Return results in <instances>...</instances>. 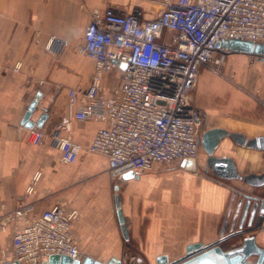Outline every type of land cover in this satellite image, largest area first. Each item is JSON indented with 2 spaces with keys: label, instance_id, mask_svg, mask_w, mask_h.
Wrapping results in <instances>:
<instances>
[{
  "label": "crops",
  "instance_id": "0c3cea01",
  "mask_svg": "<svg viewBox=\"0 0 264 264\" xmlns=\"http://www.w3.org/2000/svg\"><path fill=\"white\" fill-rule=\"evenodd\" d=\"M108 7L123 13L140 9L148 20L161 12L162 0H0V216L19 204L31 206L33 214L64 205L79 212L73 236L82 260L90 257L107 264L113 258L124 260L131 249L146 264H157L161 256L176 261L192 244L219 240L228 215L231 227L239 214L238 228L248 196L264 198V188L238 180L224 182L201 163L194 172L181 162L156 163L140 175L128 171L112 178L110 162L103 155L83 151L75 163L62 162L50 135L71 118L68 90L83 96L90 87L95 62L80 55L77 47L85 38L93 11L104 12ZM51 38L56 46L63 43L59 52L47 50ZM165 40L170 42V36ZM236 55L246 54L229 53L226 70L238 81L203 68L192 92L193 103L204 111L208 129L264 135V121L251 122L244 115L264 105L251 96L264 94V60L255 56L259 65L248 64ZM119 84L118 70L103 75L106 92ZM39 92L42 97L31 120H39L45 112L48 117L38 127L45 141L36 145L22 121ZM71 121L70 136L83 147L104 125L96 120ZM215 154L231 156L244 174L264 172V152L237 146L229 139L221 142ZM29 187L33 190L27 195ZM117 195L128 240L118 218ZM16 227L19 224L0 229V264H9L14 256ZM237 240L242 244V238ZM40 264H48V259Z\"/></svg>",
  "mask_w": 264,
  "mask_h": 264
},
{
  "label": "built area",
  "instance_id": "2783aa9c",
  "mask_svg": "<svg viewBox=\"0 0 264 264\" xmlns=\"http://www.w3.org/2000/svg\"><path fill=\"white\" fill-rule=\"evenodd\" d=\"M231 39L264 44V0H162L161 12L148 20L140 9L94 10L77 47L80 55L95 62L90 87L83 96L68 90L73 113L50 135L62 162L75 163L83 151L103 155L110 162V176L117 178L128 171L140 175L156 163L197 160L206 126L205 113L193 103L192 92L203 68L222 75L229 51L218 44ZM55 43L51 38L47 50L63 48V43ZM115 70L120 72V84L106 92L103 75ZM71 120L104 125L83 147L70 136ZM45 138L40 128L30 129L31 143L42 144ZM32 190L29 187L27 195ZM78 216L77 210L60 204L41 214H33L28 204L4 213L1 230L19 224L8 263L40 264L51 255L81 259L73 236ZM254 235L264 246V221ZM124 261L146 264L131 252L125 253Z\"/></svg>",
  "mask_w": 264,
  "mask_h": 264
},
{
  "label": "water",
  "instance_id": "95a60500",
  "mask_svg": "<svg viewBox=\"0 0 264 264\" xmlns=\"http://www.w3.org/2000/svg\"><path fill=\"white\" fill-rule=\"evenodd\" d=\"M218 46L228 50L229 53L252 55L259 57L260 60H264V44L231 39L220 42ZM41 97L42 93L39 92L35 100L30 104L22 121V124L29 129L42 127L48 117L45 112L39 120H31ZM225 139L231 140L237 146L264 152V135L250 138L242 132L230 131L229 129L219 127L210 128L204 132L202 137V147L207 154L205 163L206 171L212 172L217 178L222 180H238L252 188H264V172L244 174L239 171L235 160L231 156H216V150ZM181 166L194 172L198 168V162L197 160L183 161L181 162ZM241 206L242 204L240 203L239 209H241ZM116 208L123 235L128 240L129 234L122 209L121 197L119 195L116 196ZM249 213L250 216L248 215ZM238 215L235 216L231 227H229L228 215L221 231V238L216 242L209 245H204L203 243L192 244L187 248V253L184 257L169 262L167 256H161L157 264H264V246H260L257 243L256 236L253 234L260 230L264 221V198L248 196V202L245 205L241 222L237 228ZM239 238L243 239L242 244L228 246L232 241ZM15 264L19 263L15 262ZM48 264L103 263L90 257L84 260H73L65 255H51L48 258ZM107 264L124 263L121 259L113 258Z\"/></svg>",
  "mask_w": 264,
  "mask_h": 264
},
{
  "label": "rangeland",
  "instance_id": "374dc122",
  "mask_svg": "<svg viewBox=\"0 0 264 264\" xmlns=\"http://www.w3.org/2000/svg\"><path fill=\"white\" fill-rule=\"evenodd\" d=\"M259 58V57H258ZM229 59V58H228ZM236 59L237 60H239L240 62H245V63H248V64H255V65H259L258 63V61L259 60H257V57H255V56H250V55H236ZM261 63H263L264 64V62H261ZM226 66H228V62L226 63ZM226 66L224 67V69H223V71H222V76L225 78V79H227V80H231V81H234V82H236V81H238L235 77H234V75H233V72H229V71H227L226 70ZM219 75H221V74H219ZM262 94L263 93H258V94H256V95H251L252 96V98L254 99V100H258V101H260L261 103H263L264 102V96H262ZM264 95V94H263ZM245 115V117L246 118H248L249 119V121H251V122H255V121H258V120H260V121H264V105H259V107H257V109L256 110H254V111H250V112H246V114H244ZM251 119V120H250ZM208 126H206V130L208 129L207 128ZM211 128H214V127H211ZM210 129V128H209ZM246 135V134H245ZM247 136V135H246ZM248 137H253V136H248ZM206 158H207V154H206V152H205V150L202 148L201 149V153H200V156H199V160H200V163L201 164H205L206 163ZM239 184H243V183H239ZM262 227V226H261ZM261 229V228H260ZM256 232H254L253 234H255ZM239 240H237L236 242H235V240L234 241H232L230 244H228V246H235V245H237V243H239L238 242ZM226 247H227V245H226ZM127 252H131V253H134V254H136V255H138V256H140V254L137 252V251H134V250H128ZM126 252V253H127ZM124 261V260H123ZM124 264H126L125 263V261H124Z\"/></svg>",
  "mask_w": 264,
  "mask_h": 264
},
{
  "label": "flooded vegetation",
  "instance_id": "af4514ba",
  "mask_svg": "<svg viewBox=\"0 0 264 264\" xmlns=\"http://www.w3.org/2000/svg\"><path fill=\"white\" fill-rule=\"evenodd\" d=\"M206 131V130H205ZM203 148V147H202ZM197 162H198V164H200V160H199V158L197 159ZM248 219H249V217H248ZM224 247V246H223Z\"/></svg>",
  "mask_w": 264,
  "mask_h": 264
},
{
  "label": "trees",
  "instance_id": "16d2710c",
  "mask_svg": "<svg viewBox=\"0 0 264 264\" xmlns=\"http://www.w3.org/2000/svg\"><path fill=\"white\" fill-rule=\"evenodd\" d=\"M216 178H217V177H216ZM218 179H219V178H218ZM218 179H217V180H218ZM219 180H221V179H219ZM222 181H224V182H225L226 180H222Z\"/></svg>",
  "mask_w": 264,
  "mask_h": 264
}]
</instances>
